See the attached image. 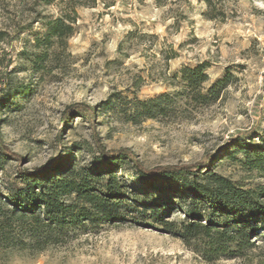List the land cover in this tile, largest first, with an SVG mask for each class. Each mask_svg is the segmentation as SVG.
<instances>
[{
    "label": "rangeland",
    "instance_id": "obj_1",
    "mask_svg": "<svg viewBox=\"0 0 264 264\" xmlns=\"http://www.w3.org/2000/svg\"><path fill=\"white\" fill-rule=\"evenodd\" d=\"M22 6L0 8V97L10 94L0 106V135L9 151L23 157L22 166L55 156L72 166L91 164L92 129L81 118L62 120L67 105L83 102L96 107L93 129L105 148L129 147L146 167L209 155L211 170L237 184L264 183V174L238 161L239 153H220L237 132L264 134V0L216 2V19L204 16L202 0H115L109 7L97 0L76 6L72 34L64 46L46 52L36 41L44 31L41 22L23 29L35 13L21 14ZM32 6L41 15L58 12L55 4ZM199 63H206L203 86L228 78L208 105L186 102L179 93L181 69ZM164 92L175 102L168 115L138 121L129 119V102L115 111L102 104L112 93L147 99ZM1 162L0 174L12 176L16 163ZM252 240L255 245L237 257L205 261L156 228L100 224L72 232L31 264H264V241Z\"/></svg>",
    "mask_w": 264,
    "mask_h": 264
},
{
    "label": "trees",
    "instance_id": "obj_2",
    "mask_svg": "<svg viewBox=\"0 0 264 264\" xmlns=\"http://www.w3.org/2000/svg\"><path fill=\"white\" fill-rule=\"evenodd\" d=\"M202 1L207 8L204 16L216 19L211 12L222 0ZM96 2L0 0V8L21 3V14L24 10L35 13L23 29L41 22L44 31L36 41L44 45L46 52L53 45L64 46L72 34L76 6H93ZM114 2L102 0L106 7ZM156 2L161 4V0ZM52 4L58 7L56 15H41L32 6ZM205 69L206 63L181 69L179 93L186 102L211 104L227 86L228 78L203 86L208 80ZM9 96L6 92L0 97V106ZM173 100L165 92L147 99L112 93L102 104L115 111L122 102H129V119L138 121L168 115ZM72 116L83 119L92 129L96 155L89 166H72L68 159L55 156L42 165L26 168L21 163L23 157L9 151L0 135V163L5 158L16 163L12 176L0 174V264H31L49 247L66 242L72 232L100 224L156 228L178 237L205 261L237 257L255 245V236L264 241V183L255 187L237 184L211 170L214 159L209 155L187 164L146 167L129 147L105 148L93 129L94 105L69 104L62 112L63 122ZM254 138L259 142L255 143ZM223 152L229 157L239 153L238 161L264 174V134L256 129L231 135ZM175 212L182 218H173Z\"/></svg>",
    "mask_w": 264,
    "mask_h": 264
}]
</instances>
